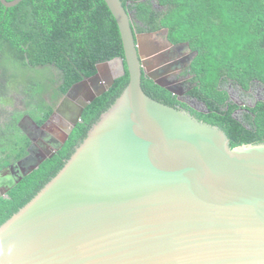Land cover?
<instances>
[{"label": "water", "instance_id": "1", "mask_svg": "<svg viewBox=\"0 0 264 264\" xmlns=\"http://www.w3.org/2000/svg\"><path fill=\"white\" fill-rule=\"evenodd\" d=\"M105 2L125 59L98 64L42 125L21 119L31 145L0 170V199L63 147L125 64L129 81L64 167L0 226V264H264V142L231 148L219 126L148 96L143 74L175 94L147 67L144 41L156 33L136 34L122 0Z\"/></svg>", "mask_w": 264, "mask_h": 264}, {"label": "trees", "instance_id": "2", "mask_svg": "<svg viewBox=\"0 0 264 264\" xmlns=\"http://www.w3.org/2000/svg\"><path fill=\"white\" fill-rule=\"evenodd\" d=\"M122 2L136 33L166 29L172 44L187 43L197 52L190 66L195 86L183 100L143 74L148 96L219 126L231 148L264 142V98L239 104L228 91L251 97L264 88V0ZM114 58L124 60V48L105 0H24L11 8L0 2V69L34 103L31 111L13 113L0 126V170L28 155L31 141L19 127L25 115L42 125L74 84L94 76L98 64ZM125 71L84 110L63 147L0 199V226L64 167L123 92L129 81L126 64ZM24 85L33 86L34 93H26Z\"/></svg>", "mask_w": 264, "mask_h": 264}, {"label": "flooded vegetation", "instance_id": "3", "mask_svg": "<svg viewBox=\"0 0 264 264\" xmlns=\"http://www.w3.org/2000/svg\"><path fill=\"white\" fill-rule=\"evenodd\" d=\"M153 33H156V35L151 40L144 41L146 50L154 53L150 59L148 58V70L152 73H158L160 76L159 79L164 82L168 88L175 91L173 95L183 100L185 93L195 86V82L193 81L194 75L190 73V66L197 52L193 51L186 43L172 44L168 40L166 29ZM161 54H163V56L157 59L158 61L153 59L155 56ZM1 94L2 92L0 89V96ZM61 100L62 98L60 101Z\"/></svg>", "mask_w": 264, "mask_h": 264}, {"label": "rangeland", "instance_id": "4", "mask_svg": "<svg viewBox=\"0 0 264 264\" xmlns=\"http://www.w3.org/2000/svg\"><path fill=\"white\" fill-rule=\"evenodd\" d=\"M112 70L115 75L121 74V69L119 63L117 66H113ZM102 74L105 75L104 71L102 70ZM12 82V81H11ZM9 82L8 78L3 77V72L0 69V88L1 89V96H0V126H4V124L10 119V116L13 113H25L27 111H31L34 108V103L29 100L28 95L22 91L23 87L16 85L14 82ZM26 93L29 94L34 93V87L28 85H24ZM231 99L239 104L246 103L247 105H252L254 101L264 98V88H259L258 91L253 92V96L247 97L242 96V94L235 89H229ZM247 94V93H246ZM4 134V133H3ZM4 148V146H1Z\"/></svg>", "mask_w": 264, "mask_h": 264}]
</instances>
